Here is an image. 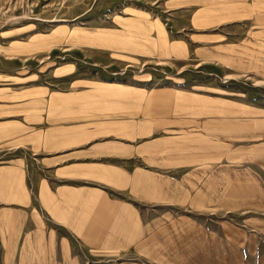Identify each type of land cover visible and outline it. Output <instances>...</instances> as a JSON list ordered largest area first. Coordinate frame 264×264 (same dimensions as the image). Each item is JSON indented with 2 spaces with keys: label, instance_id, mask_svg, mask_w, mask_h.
<instances>
[{
  "label": "crops",
  "instance_id": "obj_1",
  "mask_svg": "<svg viewBox=\"0 0 264 264\" xmlns=\"http://www.w3.org/2000/svg\"><path fill=\"white\" fill-rule=\"evenodd\" d=\"M209 1L212 20L195 21L203 10L191 20L219 26L197 33L203 59L264 80V0L231 11L234 3ZM230 18L247 22L238 36L219 23ZM109 90L78 103L109 104L108 124L101 110L65 98L52 105L79 133L20 137L16 146L29 149L0 165V264H112L124 253L142 264L145 255L212 264L214 254L240 253L234 244L245 236L227 223L264 222V101L214 86ZM196 221L222 232L203 230L198 241Z\"/></svg>",
  "mask_w": 264,
  "mask_h": 264
},
{
  "label": "rangeland",
  "instance_id": "obj_2",
  "mask_svg": "<svg viewBox=\"0 0 264 264\" xmlns=\"http://www.w3.org/2000/svg\"><path fill=\"white\" fill-rule=\"evenodd\" d=\"M207 1L0 0V165L29 149L27 145L16 146L20 137H71L79 133L77 126L68 130L64 125L67 119L62 117V105H52L65 98L78 109L101 110V122L107 124L110 105L79 106L80 97L109 95L113 87L145 91L164 86H214L215 91L222 88L230 96L264 101V80L258 74L203 59L208 52L199 51L204 40H199L197 33L219 26L196 27L191 20L197 10L203 13L195 21L212 20L207 18L212 11ZM233 1L219 2L234 3L227 5L229 11L250 3ZM244 19L219 23L233 25L224 33L238 36L247 23ZM46 113L59 118L48 119ZM194 225L198 241L203 230L218 237L222 232L218 222ZM227 225L231 235L240 231L245 240L235 241L240 253L214 254L212 264H264V222L231 221ZM138 256L118 254L112 264H142L135 260ZM150 257L157 259L156 255H145V264H159Z\"/></svg>",
  "mask_w": 264,
  "mask_h": 264
}]
</instances>
